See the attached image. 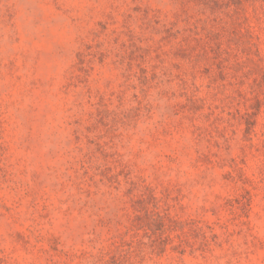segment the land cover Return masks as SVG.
<instances>
[{
  "label": "rangeland",
  "instance_id": "374dc122",
  "mask_svg": "<svg viewBox=\"0 0 264 264\" xmlns=\"http://www.w3.org/2000/svg\"><path fill=\"white\" fill-rule=\"evenodd\" d=\"M0 264H264V0H0Z\"/></svg>",
  "mask_w": 264,
  "mask_h": 264
}]
</instances>
